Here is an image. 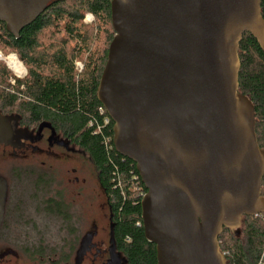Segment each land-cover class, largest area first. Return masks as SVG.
Masks as SVG:
<instances>
[{"label":"water","instance_id":"1","mask_svg":"<svg viewBox=\"0 0 264 264\" xmlns=\"http://www.w3.org/2000/svg\"><path fill=\"white\" fill-rule=\"evenodd\" d=\"M51 1L0 0V23L17 37ZM260 3L111 2L115 36L98 100L116 153L135 164L147 191L142 228L157 264H225L223 229L264 212V151L253 106L238 93L237 55L245 32L264 47ZM25 138L0 114V146ZM4 197L0 180V224Z\"/></svg>","mask_w":264,"mask_h":264},{"label":"trees","instance_id":"2","mask_svg":"<svg viewBox=\"0 0 264 264\" xmlns=\"http://www.w3.org/2000/svg\"><path fill=\"white\" fill-rule=\"evenodd\" d=\"M111 2L52 0L17 37L0 23V44L29 64L27 75L17 79L0 63V114L19 128L37 129L48 124L83 152L108 200L117 251L126 264H157L155 246L146 241L142 228L141 201L147 191L135 164L116 153L113 122L98 100L115 36ZM260 13L264 21V0ZM88 15L93 18L90 25L85 22ZM237 55L238 93L253 106L256 139L264 151V47L245 32ZM9 79L13 82L8 83ZM12 179L35 181L38 192L31 194L39 197L46 185L38 181L52 177L18 170ZM260 196L264 198V176ZM9 214L6 205L5 217ZM218 245L225 264H264V212L242 216L236 230L224 228Z\"/></svg>","mask_w":264,"mask_h":264},{"label":"flooded vegetation","instance_id":"3","mask_svg":"<svg viewBox=\"0 0 264 264\" xmlns=\"http://www.w3.org/2000/svg\"><path fill=\"white\" fill-rule=\"evenodd\" d=\"M22 63L28 66L26 76L29 64ZM10 124L14 134L22 131L26 138L12 140L0 148L8 149L12 155L22 154L32 159L40 154L45 159L40 164L12 166L10 180L3 181L5 197L0 224V264H126L116 249L112 214L98 180L103 200L102 220L97 216L93 200L82 195L85 180L81 182V171L72 168L69 172L75 175L73 179H63L61 173L46 162L52 155H57L52 153L53 147L64 151L66 157H78L77 152H80L90 162L89 158L48 124L37 129ZM81 160L85 161L84 158ZM18 170L50 175L52 180L38 181L46 185L38 197L31 194L38 192L35 181L12 179V173ZM6 205L10 214L5 217Z\"/></svg>","mask_w":264,"mask_h":264},{"label":"rangeland","instance_id":"4","mask_svg":"<svg viewBox=\"0 0 264 264\" xmlns=\"http://www.w3.org/2000/svg\"><path fill=\"white\" fill-rule=\"evenodd\" d=\"M85 22L90 25L93 22V18L88 15L85 18ZM0 51L6 56L9 55L7 56L6 60L9 57L13 56L11 54L16 55V53H13V51L9 50L2 44H0ZM0 63L4 64V66L6 67V64L3 61H0ZM27 67L28 66L25 63V67L23 66L25 70L24 76L27 71ZM77 67L81 68L82 66L79 65ZM8 81V83H10L11 80L9 79ZM8 152V149L0 148V180L2 181L10 180V168L12 166H24L25 164L31 163L40 164V162H43L45 159L40 154H36L34 158L30 159V157H26L22 154L18 156L9 154ZM52 153H56L57 155H52L49 159H46V162L52 165L55 170H58L61 173L63 179H73L75 175L72 174V172H69L72 168H78L81 171V176L79 175L81 182L82 179L85 180L83 184L84 187L82 195L88 197V199L90 198L89 200H93L95 210L98 213L97 216L102 220L104 216V212L101 208V205L103 204L102 194L98 187L96 171L94 170L90 162L87 161L86 158L80 152H77L78 157H76V155L66 157L64 156V151H60L57 147H53ZM83 158L85 159V161L81 160Z\"/></svg>","mask_w":264,"mask_h":264},{"label":"bare ground","instance_id":"5","mask_svg":"<svg viewBox=\"0 0 264 264\" xmlns=\"http://www.w3.org/2000/svg\"><path fill=\"white\" fill-rule=\"evenodd\" d=\"M7 64L9 68L12 69L18 76H22L24 74V69L22 65L19 63V61L14 57H9L7 60Z\"/></svg>","mask_w":264,"mask_h":264},{"label":"built area","instance_id":"6","mask_svg":"<svg viewBox=\"0 0 264 264\" xmlns=\"http://www.w3.org/2000/svg\"><path fill=\"white\" fill-rule=\"evenodd\" d=\"M11 55H13L14 57H16V58L18 59V57H17L15 54H11ZM7 56H9V55H7ZM7 56L4 55V54L0 51V61H3V62L6 64L7 69L10 70V71L12 72V74H13L16 78L21 79V78L24 76V74H23L22 76H18V75H16V73H15L14 71H12L11 68H9V66H8V64H7V61H6ZM18 61H19V59H18ZM20 62H21V61H20ZM21 63H22V62H21ZM77 66H79V64H78ZM24 72H25V70H24ZM11 82H13V81H11ZM106 123H107V121H106Z\"/></svg>","mask_w":264,"mask_h":264}]
</instances>
